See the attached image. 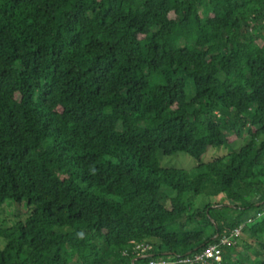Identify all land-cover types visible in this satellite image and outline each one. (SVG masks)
<instances>
[{
    "label": "trees",
    "instance_id": "obj_1",
    "mask_svg": "<svg viewBox=\"0 0 264 264\" xmlns=\"http://www.w3.org/2000/svg\"><path fill=\"white\" fill-rule=\"evenodd\" d=\"M178 151L195 178L158 165ZM208 185L226 201L192 209ZM8 201L30 213L0 229V264H149L241 224L209 264H264V0H0Z\"/></svg>",
    "mask_w": 264,
    "mask_h": 264
},
{
    "label": "rangeland",
    "instance_id": "obj_2",
    "mask_svg": "<svg viewBox=\"0 0 264 264\" xmlns=\"http://www.w3.org/2000/svg\"><path fill=\"white\" fill-rule=\"evenodd\" d=\"M187 93V100L190 101L193 97V93L189 91ZM248 141L247 134L244 133L241 138L237 139L233 143L229 145L224 146H217V147H211L210 149L205 152L201 158V163H207L212 161L213 159L225 156L231 152H237L243 147ZM158 165L161 168H178L186 170L190 176V178L196 177V171L194 170L195 166L199 163L198 160L191 157L185 152L178 151L171 155H166L163 152H159V156L157 158ZM168 190L170 194L175 193L173 190L169 188H165ZM204 192L206 194H204ZM204 192L202 194L191 196V199L189 201V205L192 209L197 207H202L206 204H212V205H221L224 204L226 201L225 196L222 193H218L215 191V187L213 185H208ZM223 214L227 213L225 210H220ZM29 210L27 209L25 203L22 205H17L14 202L8 201L3 206L0 207V229L11 227L13 224L17 223V221H23L25 222L28 218ZM240 215L243 219L254 217V212L252 210H247L243 212H234L232 215L229 213L227 216L229 218H233L235 216ZM232 216V217H231ZM248 220V221H249ZM250 223V222H249ZM264 239V238H263ZM262 239V241H264ZM4 241L0 238V246L3 248ZM257 248V246H255ZM254 248L250 253L253 257H256ZM245 254H248L247 252H244Z\"/></svg>",
    "mask_w": 264,
    "mask_h": 264
},
{
    "label": "built area",
    "instance_id": "obj_3",
    "mask_svg": "<svg viewBox=\"0 0 264 264\" xmlns=\"http://www.w3.org/2000/svg\"><path fill=\"white\" fill-rule=\"evenodd\" d=\"M250 221V220H249ZM248 221V222H249ZM244 224H241L229 232H224L217 237V241L204 246L200 251L189 253L187 255H179L174 258H164L158 260H151L149 264H209L219 263L222 257V248L229 246L235 242V239L241 233ZM131 252L137 257H144L153 251V246L147 242H131ZM129 251H125V256L129 255Z\"/></svg>",
    "mask_w": 264,
    "mask_h": 264
},
{
    "label": "water",
    "instance_id": "obj_4",
    "mask_svg": "<svg viewBox=\"0 0 264 264\" xmlns=\"http://www.w3.org/2000/svg\"><path fill=\"white\" fill-rule=\"evenodd\" d=\"M215 229H216V227H215ZM218 237V234H216L213 238H212V240H214L215 238H217ZM167 253H169V252H167ZM141 258H144V257H141Z\"/></svg>",
    "mask_w": 264,
    "mask_h": 264
}]
</instances>
